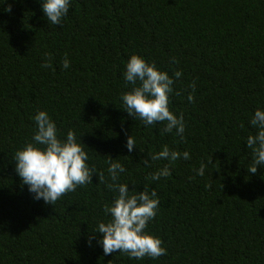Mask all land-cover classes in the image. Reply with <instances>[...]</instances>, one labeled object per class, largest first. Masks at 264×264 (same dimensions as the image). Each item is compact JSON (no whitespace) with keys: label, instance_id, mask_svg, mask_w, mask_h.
<instances>
[{"label":"trees","instance_id":"16d2710c","mask_svg":"<svg viewBox=\"0 0 264 264\" xmlns=\"http://www.w3.org/2000/svg\"><path fill=\"white\" fill-rule=\"evenodd\" d=\"M45 53L49 68L40 67ZM132 54L170 76L181 72L168 106L183 116V140L122 109ZM257 108L264 109V0H70L61 26L47 23L38 0H0V264H264V165L248 172L244 143ZM37 110L61 135H81L96 169L92 183L53 205L32 199L11 160L30 140ZM162 145L190 158L151 181L167 162L143 161ZM108 157L126 169L119 182L156 192L146 231L165 255H104L96 243L95 225L108 220L102 206L115 195L105 187ZM202 162L205 174L196 176Z\"/></svg>","mask_w":264,"mask_h":264},{"label":"clouds","instance_id":"9594fccd","mask_svg":"<svg viewBox=\"0 0 264 264\" xmlns=\"http://www.w3.org/2000/svg\"><path fill=\"white\" fill-rule=\"evenodd\" d=\"M47 23L60 25L66 17L70 0H38ZM175 63V58L172 60ZM48 54L42 58L41 68H49ZM61 67L67 69L69 61L64 58ZM180 71L170 76L159 69L154 62H148L140 55L132 54L124 64L122 79L127 91L120 95L122 109L133 119H138L144 127L162 124L161 134H174L183 140L185 123L182 115L169 110V95L173 92V77L179 78ZM130 86V87H129ZM190 87H193L190 85ZM189 103L193 96H187ZM35 130L29 141L15 150L11 158L14 172L21 185L26 186L33 200L53 205L65 193L73 192L78 186L84 187L92 183V175L96 169L89 165L87 148L81 143L76 131L69 129L62 135L49 114L37 110L32 117ZM249 126L255 129L254 134L247 135L244 143L251 149L252 164L247 169L255 173L257 166L264 165V109L254 110L249 119ZM136 148V141L128 135L125 149L128 152ZM187 150L183 152L162 145L160 150L153 152L149 160L143 161L144 167H149V161H166L162 167L149 173L151 181H157L170 175V166L177 160H188ZM211 163L210 160H208ZM124 165L116 159H107L108 183L105 187L114 192L110 203L102 206V211L108 220L97 222L94 233L99 238L96 243L104 255L121 253L129 259L141 260L145 257L156 259L166 254L162 241L146 228L157 214L160 204L154 190L144 188L136 191L127 185L131 182H119L121 174L125 173ZM196 176L205 174V163L195 169ZM191 179V177L189 178ZM100 182L104 183V174L100 173Z\"/></svg>","mask_w":264,"mask_h":264}]
</instances>
